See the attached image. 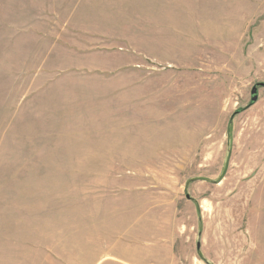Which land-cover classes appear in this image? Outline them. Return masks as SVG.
Segmentation results:
<instances>
[{
	"label": "rangeland",
	"instance_id": "obj_1",
	"mask_svg": "<svg viewBox=\"0 0 264 264\" xmlns=\"http://www.w3.org/2000/svg\"><path fill=\"white\" fill-rule=\"evenodd\" d=\"M261 84L264 0H0V264L152 206L176 264H264Z\"/></svg>",
	"mask_w": 264,
	"mask_h": 264
},
{
	"label": "crops",
	"instance_id": "obj_2",
	"mask_svg": "<svg viewBox=\"0 0 264 264\" xmlns=\"http://www.w3.org/2000/svg\"><path fill=\"white\" fill-rule=\"evenodd\" d=\"M162 211L156 206L116 209L107 223L97 222L95 234L91 225L83 235L74 229L71 262L55 254L47 264H176V239L161 230L173 219L161 218Z\"/></svg>",
	"mask_w": 264,
	"mask_h": 264
},
{
	"label": "water",
	"instance_id": "obj_3",
	"mask_svg": "<svg viewBox=\"0 0 264 264\" xmlns=\"http://www.w3.org/2000/svg\"><path fill=\"white\" fill-rule=\"evenodd\" d=\"M260 86H264V84H261ZM259 98V88L258 86H255L252 90V102L253 104L258 101Z\"/></svg>",
	"mask_w": 264,
	"mask_h": 264
},
{
	"label": "trees",
	"instance_id": "obj_4",
	"mask_svg": "<svg viewBox=\"0 0 264 264\" xmlns=\"http://www.w3.org/2000/svg\"><path fill=\"white\" fill-rule=\"evenodd\" d=\"M252 104H253V102H252Z\"/></svg>",
	"mask_w": 264,
	"mask_h": 264
}]
</instances>
